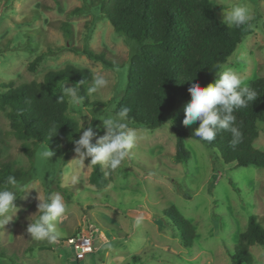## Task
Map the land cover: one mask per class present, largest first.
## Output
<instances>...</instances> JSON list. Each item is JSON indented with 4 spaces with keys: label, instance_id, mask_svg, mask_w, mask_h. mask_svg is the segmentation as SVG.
<instances>
[{
    "label": "rangeland",
    "instance_id": "rangeland-1",
    "mask_svg": "<svg viewBox=\"0 0 264 264\" xmlns=\"http://www.w3.org/2000/svg\"><path fill=\"white\" fill-rule=\"evenodd\" d=\"M233 4L246 5L252 19L238 48L222 64L232 67L247 86L264 76V0H212L216 18L223 22L224 8ZM78 7L81 10L73 13ZM63 22L70 23L69 37L60 28ZM66 46L90 48L117 66L108 67ZM133 50L134 44L115 32L90 0H0V81H41L47 70L66 63L91 70L88 87L97 73L108 79L105 88L89 95L96 105L68 99L69 115L82 125L80 135L89 122L94 131L99 126L93 143L105 134V116L115 114L114 102L125 88ZM39 54L43 58L31 70L29 63ZM215 79L216 75L212 82ZM190 99H181L172 118L157 128L128 124L138 139L103 189L89 183L90 158L76 160L74 150L62 162L44 157L48 148L39 144L31 165L0 110V162L28 171L21 182L30 188L14 201L17 211L12 219L0 225V264H232L227 251L234 249L248 217L255 215L264 227V167L226 164L215 150L192 137L184 139L189 159L175 162L172 126ZM257 127L253 146L264 151V122ZM47 192L61 193L66 202L65 214L54 222L61 236L52 243L33 240L26 232L30 220L39 215V197ZM170 205L195 226L190 248L181 244L164 216ZM91 229L96 230L94 251L77 261L65 240ZM100 232L106 240L99 238ZM249 251L252 264H264V245H252Z\"/></svg>",
    "mask_w": 264,
    "mask_h": 264
},
{
    "label": "trees",
    "instance_id": "trees-1",
    "mask_svg": "<svg viewBox=\"0 0 264 264\" xmlns=\"http://www.w3.org/2000/svg\"><path fill=\"white\" fill-rule=\"evenodd\" d=\"M97 4L100 16L108 19L115 32L134 44L129 55L127 81L121 96L114 102V112L129 109L126 123L157 128L167 123L176 112L181 99L191 97V83L206 87L215 77V71L239 46L245 25L226 26L217 19L212 0H90ZM80 7L72 12L77 13ZM61 30L72 35L70 23L63 22ZM68 50L85 54L108 67H116L102 54L90 48L66 46ZM46 55V53H44ZM43 54L30 63L33 70ZM92 79L89 68L66 63L49 69L41 81L30 80L15 84L12 80L0 81V110L9 120L10 130L21 142L20 148L31 162L35 147L42 144L54 152L53 157L65 162L78 140V121L69 115V97L63 96L61 86L80 84L84 106L96 105L89 101L88 84ZM83 81V83H81ZM258 97L245 108L234 111L235 126L241 132L240 141L231 144L232 134L218 130L213 141H202L194 135L198 122L184 126V111L172 126L175 135V162L190 157L184 139L192 137L215 150L224 163L235 166L264 167V151L253 146L258 136V122H264V76L250 80L246 86ZM33 145V147L30 146ZM117 170V169H116ZM116 170L107 165H92L89 183L96 189L105 188ZM8 175L18 181L28 178V171L9 161L0 162V184ZM58 188L61 189L60 186ZM66 189V188H65ZM50 195L46 193L45 197ZM164 216L176 228L184 247H192L196 229L191 219L182 215L174 205L163 210ZM264 245V227L255 215H250L247 226L237 234L234 249L228 250L232 264H252L249 247ZM2 253L0 252V256Z\"/></svg>",
    "mask_w": 264,
    "mask_h": 264
},
{
    "label": "clouds",
    "instance_id": "clouds-1",
    "mask_svg": "<svg viewBox=\"0 0 264 264\" xmlns=\"http://www.w3.org/2000/svg\"><path fill=\"white\" fill-rule=\"evenodd\" d=\"M224 13L223 22L226 26L240 27L252 19L246 5L233 4L224 8ZM215 75L214 82L206 87H201L195 82L191 83L188 88L191 99L184 108L182 123L184 126H191L198 122L194 135L207 142L215 139L218 130H226L232 134L231 144L234 146L240 141L241 132L235 126L236 117L233 113L237 109L247 107L248 103L256 100L258 95L249 87L242 86L243 81L239 74L226 64L219 65ZM108 83L104 75L97 73L93 77L92 85L87 89L88 95L97 93ZM61 88L63 95L60 98L68 96L74 104H79L83 99L80 95V84L66 86L64 83ZM128 112L129 109L124 107L115 114L106 115L102 120L105 134L100 136L96 143L92 140L98 135L99 126H96L97 131H94L89 122L79 139L72 141L75 145L73 150L78 156L76 160L84 162L85 159L90 158L92 165L101 164L107 165L112 170L118 169L138 139L137 131L126 123ZM43 155L50 159L54 152L46 150ZM28 189L30 188L26 183L18 181L13 175H8L0 184V225L4 226L12 219L17 211L14 201ZM39 201V215L30 220L26 232L33 240L55 242L61 233L54 222L65 214L66 202L59 192L47 197H39Z\"/></svg>",
    "mask_w": 264,
    "mask_h": 264
},
{
    "label": "built area",
    "instance_id": "built-area-1",
    "mask_svg": "<svg viewBox=\"0 0 264 264\" xmlns=\"http://www.w3.org/2000/svg\"><path fill=\"white\" fill-rule=\"evenodd\" d=\"M94 229L89 230L88 232L71 235L66 238L65 242L73 250L75 260L82 259L87 253L94 251L93 246V232ZM101 240H106L104 233L100 232L98 234Z\"/></svg>",
    "mask_w": 264,
    "mask_h": 264
}]
</instances>
